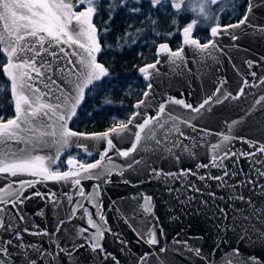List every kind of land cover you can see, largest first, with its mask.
Wrapping results in <instances>:
<instances>
[{
	"label": "snow or ice",
	"instance_id": "1",
	"mask_svg": "<svg viewBox=\"0 0 264 264\" xmlns=\"http://www.w3.org/2000/svg\"><path fill=\"white\" fill-rule=\"evenodd\" d=\"M264 3V0H261ZM131 0H109L107 4L108 20L104 21L107 25L112 20L113 15L119 8H127L130 13H140L142 4L140 0H136L135 4L129 7ZM151 9H164L166 5H170L175 15L172 19V24H178V17L181 13L191 12L193 18L181 29H178L183 40L182 45L176 50H172L168 43H161L156 48L157 59L154 63L145 64L139 68L145 81H150L157 65L161 63L159 57L166 54L169 63H175L177 60L185 59V46L191 47L200 53L209 52L210 49L219 51L218 40L222 35H229L233 41L239 39V36L231 30L245 28H253L259 34H264V26L253 24L252 15L256 0H248L243 16L237 23L221 25L220 13L227 10L235 11L237 6L234 0H149ZM227 3L228 8L223 5ZM84 5L83 10L76 9ZM221 5L219 9L214 6ZM101 7V0H0V55L5 60L0 61V70L3 71L7 80L10 82L8 90L11 93V103L14 105L15 115L5 119L0 116V175L9 177L29 176L35 179L17 180L9 182L7 186L0 187V229L6 232L15 231V239H22L21 232L15 229L16 217H19L20 223L26 222V217L23 215L21 208L24 203L34 197H40L52 202L54 208L58 207L55 195H48L39 191L32 192L30 195H25L28 189L34 188L36 184L44 182H65L70 183L73 188L77 189L80 197L88 200L93 207H98L99 185L95 186L93 193H86L81 187L83 179L100 180L104 177L103 183L110 182L107 177L113 175L115 164L109 166L105 161L111 162L113 157L109 155L110 151L116 150L117 146L113 137L117 140L127 139V134L131 132L130 125L136 128L131 146L126 150H117V154L123 158L132 157L133 153L138 152L141 148L145 151H158L163 149L169 153L173 148L181 147L178 141L170 139L171 133H178L181 137L188 139L181 131L179 124H186L188 127L195 126L190 119L178 117L170 113L166 114V105L160 103L158 114L155 117L145 118L142 123H134L141 115L140 112H133L127 121H116L113 126L103 133H78L69 128V121L77 115V109L85 99V90H91L90 86H95L96 82L110 75L109 69L102 63L98 62L97 55L104 48L100 42L99 36L101 30L93 23V18L96 16ZM204 22L210 23V39L201 43L198 37L193 36V32ZM152 24L157 25L156 20H152ZM131 27V25H129ZM155 30V28H154ZM103 32L109 31L108 27L102 29ZM142 30L137 29L139 34ZM174 33L169 32L167 35L171 37ZM156 35H160L156 31ZM127 43V38L125 39ZM132 43L136 42L133 37ZM69 49H71L69 51ZM75 57V59H73ZM249 67H252V61H246ZM68 65L72 67L69 68ZM256 75L255 72L252 73ZM62 81V83H58ZM259 84H264V79L259 80ZM256 86L250 84L247 79H244L243 86L239 89V93L233 96L228 92H221L218 87L213 95H223V99L227 100L238 99L244 94V88ZM147 90L143 92L145 99L138 100L133 105L135 109H140L146 105L149 93L153 88L151 83H147ZM67 89V90H66ZM5 91L0 87V92ZM264 101V96L255 101V104H261ZM213 102L212 97L206 98L199 106L185 103L182 99L169 98L168 103L180 105L188 109L190 112L200 113L205 109L206 105ZM216 103L222 101L217 97ZM105 103H111L105 100ZM254 107V106H253ZM172 122L171 127L165 128V125ZM233 121L228 125L229 132L236 125ZM164 129V140L162 141L157 135V129ZM76 138L85 140L105 141L106 148L99 153V159L94 162L78 161L74 157H69L66 161L68 170L61 171L57 166L62 150L68 148L72 139ZM234 137L231 135L222 134L220 143L211 145L212 155L208 164H197V172L191 169H181L177 173H163L162 170L152 169L150 175L160 177L162 174L167 177L195 175L201 181L212 180L217 182V187L231 189L228 199L245 203L252 209L251 214L245 215V220H252L253 217L259 222L264 218V208H260L252 198L245 197L238 189L248 187L249 191L255 194L259 189L264 192V184L253 179L252 175L244 173L242 168H239L240 159H247L253 167L256 177L264 178V167H259L260 160L253 159L260 154H264V144L257 146V143L244 140L250 147L255 150L252 152H231L225 150L220 154L221 147ZM242 139V138H241ZM154 141V145L152 142ZM172 147H167V144ZM88 156H92V150L87 145L80 144ZM45 148H54V155H40L38 152ZM183 150L190 155L189 146H183ZM235 157V159H232ZM179 160V157H176ZM232 159V169H229L225 164L226 160ZM140 160L134 157L127 163V168H132L133 165L140 164ZM201 168H217L220 174L199 175L198 171ZM117 175H122V171L116 169ZM238 175H243L245 178L239 181H233ZM124 183L129 181L124 180ZM187 190L190 192L200 193L201 189L194 184L189 183ZM173 191V189H169ZM208 195L213 199L216 198L215 192H208ZM224 199L225 197H220ZM193 196H188L187 201L191 202ZM68 202L73 204L72 196L68 197ZM202 203H206L202 201ZM145 213H152V197L144 195L143 203L139 205ZM79 209H83V213L88 217V227H78L75 236L72 237L73 243L70 247H60L57 245L58 253H63L69 258H73L80 248L86 246L93 252L99 253L105 257L111 256V253L105 251L102 241L105 238V233H111V229L107 227V221L100 211L95 214L89 213L87 207L83 203L76 201L71 208L66 219H60L55 233H59L64 224L70 223L76 216ZM12 211V219L6 220L5 216ZM219 212L223 214V218L227 219V212L220 208ZM41 214V213H38ZM172 219H175L173 217ZM89 229H94L89 232ZM28 232L27 228L22 230ZM257 238L264 240V230L254 229ZM138 232V238L143 240L148 246H157L159 239L154 228H146L143 232ZM31 235H49L45 232H31ZM71 235V234H70ZM161 231L159 236H163ZM179 235V234H178ZM248 235V229H242L241 239ZM77 239H82L83 243H75ZM12 240L0 243V264H8V257L11 255L9 249L4 245H11ZM127 245V242H122ZM176 244H183L185 249L191 252L195 257L206 259L203 256L200 248H193L188 245L187 241H175ZM21 250L26 247L35 249L41 256L45 253L35 245H17ZM219 247V245H217ZM215 251V250H213ZM167 249L163 246L159 247L158 253H145L140 259L147 264L148 257L155 255L159 264H168L166 257L160 254L166 253ZM235 254H239L238 249L234 250ZM57 253V255H58ZM26 257V264H36L33 259ZM48 255H53L48 253ZM251 264H260L256 257L249 258ZM78 264V262H77ZM244 264H248L245 261Z\"/></svg>",
	"mask_w": 264,
	"mask_h": 264
},
{
	"label": "water",
	"instance_id": "2",
	"mask_svg": "<svg viewBox=\"0 0 264 264\" xmlns=\"http://www.w3.org/2000/svg\"><path fill=\"white\" fill-rule=\"evenodd\" d=\"M144 1L149 2V0ZM252 22L264 26V3L261 0H256ZM231 31H234L239 39L233 41L229 35H222L218 40L219 51L210 49V54L208 52L200 53L185 46L183 61L177 60L174 64L169 63L167 55L162 54L159 57L161 63L157 65L150 81H145L142 76L143 81L146 84L151 83L153 88L149 93L146 105L140 109L133 107L134 112L141 113L134 123H142L145 118L157 116L160 103H164L166 114L170 113L190 119L196 128L194 131L186 124H179L181 131L188 139L181 137L178 133H171L170 139L178 141L181 147L173 148L171 153L163 149L153 152L141 148L138 152L133 153L132 157L123 158L117 154V150H126L131 146L134 140L131 133H134L136 128L130 125L131 132L127 134V139L117 140L113 137L117 149L109 152L113 160L105 161V163L109 166L115 164L116 169L121 170L123 174L117 175L116 169H114L113 175L107 177L110 181L108 183H103L104 177H101L100 180L83 179L80 185L86 193H93L95 186L99 185L98 207H93L88 200L80 197L77 189L73 188L70 183L49 181L36 184L34 188L28 189L25 195H30L35 191L48 195L54 194L58 207L54 208L51 201L40 197L26 201L21 208L26 222L20 223L19 217H16L15 221V229L21 232L22 239L20 241L15 239V231L6 232L0 229V243L8 240L13 241L11 245H4L11 253L8 257V264H26L25 252L27 258L35 260L36 264H77V262L78 264H145V261L140 258L145 253H158L160 246L167 249L166 253L160 255L166 257L168 264H244L245 261L251 264L249 259L251 257H256L260 264H264V240L258 239L254 231V229L264 230V218L259 222L255 217L250 221L245 220L244 216L251 214L252 209L245 203L228 199L231 189L219 188L216 181H201L195 175L176 177H167L163 174L160 177L150 175L152 169L162 170L163 173L177 174L181 169H191L193 172H197V164L210 162V157L213 154L211 145L220 143L222 134L231 135L234 138L222 145L221 155L225 150L237 153L254 151L255 149L243 142L244 140L258 142L257 146L264 144V101H261V104H255L256 100L264 96V84H259V80L264 79V34H259L255 29L245 28V26ZM182 40L180 34V46ZM99 55L100 53L97 55V60ZM156 59L155 49V61ZM246 61H252V67H249ZM68 67L72 66L68 65ZM253 72L256 73L255 76L252 75ZM3 76L7 80L4 73ZM244 79L256 86L245 87L244 94L240 95L238 99L230 97L224 100L223 95H213L218 87L221 88V92L237 95L243 86ZM58 83H62V81H58ZM208 97H212L213 102L206 105L200 113L190 112L180 105L168 103L169 98H175L197 107ZM217 97L222 101L221 103L215 102ZM141 99L145 98L142 96ZM72 120L69 121V128ZM233 121L237 123L229 132L228 125ZM171 124L172 122L169 121L165 128L171 127ZM157 135L163 141L164 129L158 128ZM164 143L167 144V141ZM80 144L89 146L93 155L96 156L95 160L99 159V153L106 148L105 141L73 138L70 146L62 150L61 155L73 149L88 156L78 146ZM152 144L154 145V141ZM185 145L189 146L192 155L183 150ZM167 147L172 146L167 144ZM37 154L54 155L55 149L45 148ZM177 156L179 160L176 159ZM133 157L140 160L141 163L127 168V163ZM232 159L225 161L229 169H232L233 166ZM253 159L260 160L259 167H264V154ZM239 168H242L244 173L252 175V178L257 179L259 183L264 184V178L254 175L253 167L247 159H240ZM66 170H68V165ZM198 174L217 175L220 174V170L201 168ZM244 178L243 175H238L230 182L234 183ZM21 179L35 178L0 175V187H5L9 182ZM124 180L129 183H124ZM189 183L200 188L203 194L188 191L186 186ZM169 189H173V191H169ZM210 191L216 193L215 199L208 195ZM238 191L242 192L245 197L250 196L260 208H264V192L257 189L253 194L248 187L243 186ZM144 195L152 197L151 214L143 212V209L139 207L143 203ZM69 196H72L73 204L68 202ZM188 196H193L194 199L191 202L182 203V201H187ZM220 197L225 198L221 199ZM76 201L83 203L89 213L93 214L94 219L96 218L95 214L103 212L111 233H105L102 244L105 251L111 253V256L105 257L99 253H93L87 246L80 248L73 258L58 253L57 245L70 247L76 229L88 227V217L84 215L83 209H79L71 222H66L62 230L53 235L59 220L66 219ZM202 201L206 203H202ZM220 208L226 210L227 219H224L223 214L219 212ZM12 215V211L8 212L5 216L6 220H11ZM173 217L175 219H172ZM24 228L29 231L23 232ZM146 228H154L157 232L159 239L157 246H148L138 238L137 230L143 232ZM244 228L248 229V235L241 239L240 236ZM45 231L49 235L29 234ZM93 231L94 229H89V232ZM161 231L164 233L163 236H159ZM176 240L187 241L191 247L200 248L206 259L195 257L185 249L183 244H176ZM83 242L82 239L75 241L77 244ZM122 242H127L126 247ZM20 243L26 246L35 245L45 255L41 256L35 249L29 247L21 250L17 247ZM236 249L239 251L238 255L234 252ZM48 253L53 255H48ZM147 264H159L154 254L148 257Z\"/></svg>",
	"mask_w": 264,
	"mask_h": 264
},
{
	"label": "trees",
	"instance_id": "3",
	"mask_svg": "<svg viewBox=\"0 0 264 264\" xmlns=\"http://www.w3.org/2000/svg\"><path fill=\"white\" fill-rule=\"evenodd\" d=\"M108 2L109 0H101L100 11L94 16V24L98 30H101L99 39L104 48L98 61L109 69L110 75L95 86H91L90 91H86L85 100L70 124V129L76 132L94 133L108 130L113 122L112 118L126 122L134 112V103L142 98L146 90L147 84L143 81L139 68L155 61L154 53L158 44L168 43L172 50L179 48L180 32L178 29L193 18L191 12L181 13L178 17V24L174 26L172 19L175 13L170 5L157 11L151 9L149 2L140 0L142 4L140 13H130L127 8H119L112 20L105 25L104 21L108 20ZM135 2L136 0H131L129 7ZM234 3L237 6L235 11L227 10L220 13L221 25L237 23L243 16L248 0H234ZM223 6L229 7L227 3ZM84 7L80 5L78 10ZM214 7L219 9L221 5ZM153 19L157 21L155 26L152 24ZM210 23L213 22L202 23L193 32V36L198 37L201 43L210 38ZM104 27H108L109 31L103 32ZM137 29L142 31L138 34ZM156 31H159L160 35H156ZM169 32L174 34L169 37L167 35ZM133 37L136 39L135 43L131 42ZM4 60V57L0 55V61ZM9 85L10 83L0 70V87L5 89L0 92V116L5 119L13 117ZM106 99L111 103H105ZM69 157L83 162H92L96 159L94 155L84 157L81 153L70 149L63 153L57 162L61 171L66 169V161Z\"/></svg>",
	"mask_w": 264,
	"mask_h": 264
},
{
	"label": "rangeland",
	"instance_id": "4",
	"mask_svg": "<svg viewBox=\"0 0 264 264\" xmlns=\"http://www.w3.org/2000/svg\"><path fill=\"white\" fill-rule=\"evenodd\" d=\"M155 54V53H154ZM113 120V122H112V124H111V126H113V124L116 122V121H120V120H117V119H115V118H112ZM82 155V154H81ZM82 156H84V155H82ZM84 157H88V156H84ZM78 160V159H77ZM78 161H80V160H78Z\"/></svg>",
	"mask_w": 264,
	"mask_h": 264
},
{
	"label": "built area",
	"instance_id": "5",
	"mask_svg": "<svg viewBox=\"0 0 264 264\" xmlns=\"http://www.w3.org/2000/svg\"><path fill=\"white\" fill-rule=\"evenodd\" d=\"M77 10V9H76Z\"/></svg>",
	"mask_w": 264,
	"mask_h": 264
}]
</instances>
